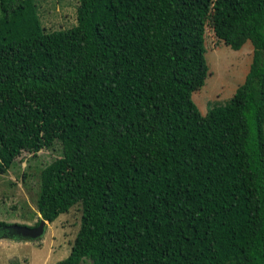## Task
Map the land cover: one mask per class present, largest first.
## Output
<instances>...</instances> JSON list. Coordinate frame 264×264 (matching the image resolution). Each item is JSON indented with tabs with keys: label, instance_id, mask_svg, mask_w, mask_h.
Returning a JSON list of instances; mask_svg holds the SVG:
<instances>
[{
	"label": "trees",
	"instance_id": "obj_1",
	"mask_svg": "<svg viewBox=\"0 0 264 264\" xmlns=\"http://www.w3.org/2000/svg\"><path fill=\"white\" fill-rule=\"evenodd\" d=\"M205 25L251 55L201 114ZM263 121L264 0H78L51 31L0 0V173L58 145L38 220L80 207L54 264H264Z\"/></svg>",
	"mask_w": 264,
	"mask_h": 264
},
{
	"label": "rangeland",
	"instance_id": "obj_2",
	"mask_svg": "<svg viewBox=\"0 0 264 264\" xmlns=\"http://www.w3.org/2000/svg\"><path fill=\"white\" fill-rule=\"evenodd\" d=\"M78 0H32L42 31L68 28L75 24ZM204 59L207 66L202 86L190 94L201 114L213 106L226 104L247 71L251 46L244 43L230 49L204 27ZM264 133V121H263ZM60 149H41L35 155L22 151L4 173H0V221L34 225L38 172L59 157ZM80 207H71L53 221L46 222L43 234L32 241L0 239V264H54L69 253L79 225Z\"/></svg>",
	"mask_w": 264,
	"mask_h": 264
},
{
	"label": "water",
	"instance_id": "obj_3",
	"mask_svg": "<svg viewBox=\"0 0 264 264\" xmlns=\"http://www.w3.org/2000/svg\"><path fill=\"white\" fill-rule=\"evenodd\" d=\"M46 220L39 219L35 226L19 223L0 224V239L32 241L40 238L43 234Z\"/></svg>",
	"mask_w": 264,
	"mask_h": 264
},
{
	"label": "flooded vegetation",
	"instance_id": "obj_4",
	"mask_svg": "<svg viewBox=\"0 0 264 264\" xmlns=\"http://www.w3.org/2000/svg\"><path fill=\"white\" fill-rule=\"evenodd\" d=\"M36 224L32 225V226H35Z\"/></svg>",
	"mask_w": 264,
	"mask_h": 264
}]
</instances>
